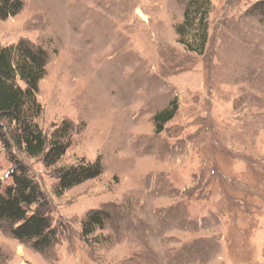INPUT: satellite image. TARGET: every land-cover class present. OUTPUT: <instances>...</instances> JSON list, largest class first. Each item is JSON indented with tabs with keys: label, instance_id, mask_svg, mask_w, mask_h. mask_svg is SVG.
Wrapping results in <instances>:
<instances>
[{
	"label": "rangeland",
	"instance_id": "obj_1",
	"mask_svg": "<svg viewBox=\"0 0 264 264\" xmlns=\"http://www.w3.org/2000/svg\"><path fill=\"white\" fill-rule=\"evenodd\" d=\"M189 1L24 0L0 20V48L49 53L44 134L78 129L55 168L1 146L0 180L12 184V156L27 166L58 240L42 255L0 227V264H264V21L250 13L264 0H210L202 53L177 33ZM98 157L99 178L57 194L56 169ZM99 209L112 220L86 242Z\"/></svg>",
	"mask_w": 264,
	"mask_h": 264
},
{
	"label": "trees",
	"instance_id": "obj_2",
	"mask_svg": "<svg viewBox=\"0 0 264 264\" xmlns=\"http://www.w3.org/2000/svg\"><path fill=\"white\" fill-rule=\"evenodd\" d=\"M24 7V0H0V20L17 16ZM211 9L210 0H190L185 20L177 27L180 42L195 52L193 41L201 53L206 46ZM250 13L264 21V1L255 4ZM49 59L46 49L25 40L0 48V149L3 146L10 151L12 141L28 157L42 158L46 168H55L72 146L78 129L72 122L64 121L55 126L48 139L37 123L43 112L38 101L40 83L47 75ZM177 112L178 105L174 101L154 117L157 134L164 131ZM12 157L14 168L9 174L12 184L5 186L0 180V227L14 239L28 243L37 253L46 255L58 240V231L44 212L47 197L27 166ZM103 173L102 157L92 163L82 160L76 165L56 169V192L62 195ZM111 220L112 214L107 209L90 211L82 222V237L90 241L95 232L104 230Z\"/></svg>",
	"mask_w": 264,
	"mask_h": 264
}]
</instances>
